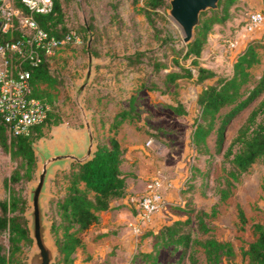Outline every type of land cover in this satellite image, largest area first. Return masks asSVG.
<instances>
[{
    "label": "rangeland",
    "instance_id": "1",
    "mask_svg": "<svg viewBox=\"0 0 264 264\" xmlns=\"http://www.w3.org/2000/svg\"><path fill=\"white\" fill-rule=\"evenodd\" d=\"M258 3L263 6L260 0H238L231 7L230 19L222 24L216 23L226 26V35L214 53L206 58L201 57L203 65L213 68L219 74H230L239 53L245 49L248 42L253 39L264 42V26L253 33L244 29L249 11L258 7ZM139 5L142 6L143 2ZM169 7L170 5L160 9L159 13L154 15L156 30L132 0L64 1L65 22L68 27L79 29L84 41L79 45L67 44L56 55L52 70L58 83L51 90L55 100L54 111L61 116L62 121L45 126L44 135L36 139L35 143L40 144L43 140L54 142L65 134L78 133L85 129L76 96L80 84L86 79L91 51L93 72L82 92V101L90 114L97 143L109 141L110 136L117 132L112 127L113 118L119 110L128 107L133 99L136 115L132 120L121 124L117 136L126 149L125 154H129L125 160V172L139 179V192L142 193L153 178H159L163 182L162 190L167 204L155 217L164 219L166 223L177 217L184 218L190 214L194 216L196 212L192 211V208L203 207L209 212L215 208L217 212L209 218L214 226V233L220 238L231 240L236 251L233 256H225L221 264H248L243 258L242 248L255 237L253 222L264 220V158L257 160L235 181L233 195L228 199L220 200L215 185L223 174L224 152L253 106L231 123L222 151L216 149L217 134L210 135L209 145L214 158L207 164L205 155L199 154L194 147L192 132L199 112L198 94L206 84L214 80L208 79L205 83L196 84L192 79H179L176 84H169V91L142 87L143 84L149 85L155 80L165 88L166 69L155 72L151 59L155 56L163 59L165 50L169 53L173 45L179 47L185 44L181 28L168 13ZM233 20V24L229 23ZM91 21L95 24L94 29L88 27ZM228 23L231 25L228 26ZM216 24L213 25L211 33L215 31ZM84 27H87V30ZM231 37L240 39L239 47H230L228 39ZM166 40L167 43H164ZM138 50L147 51L144 63H129L125 56ZM260 53L261 62L253 69L254 79L251 86L257 82L264 70V47L260 49ZM190 62L191 59L182 61L186 65H190ZM180 102L187 110L184 114H179L169 107L170 104ZM257 102L259 100L253 105ZM228 109L229 107H225L222 113ZM149 138H152L153 142L147 146L146 141ZM15 165V160L0 147V198L6 193L3 180ZM226 165L229 166V163ZM38 166L37 162L33 178L27 182L25 212L30 207L29 184L36 179ZM70 168L71 166L56 170L47 202L48 218L52 221L51 234L56 243L53 225L61 221L57 201L64 194L63 182L66 181ZM199 168L206 169V174L202 175ZM240 207L245 213L246 221L240 217ZM26 219L28 224V218ZM126 226L130 230V224L126 223ZM88 231L84 237L89 234ZM130 232L129 242L119 250L114 247L111 254L104 257V263L100 264H144L141 254L146 248L152 247L153 237L148 236L150 239H146L144 234L148 232L147 228L138 235H134L132 230ZM1 238L7 241L5 236ZM32 247L33 239L30 245L26 244L23 250L17 253V264L27 262ZM181 252L182 250L176 251L173 247L163 248L159 255V264H190L188 260L179 259ZM59 256L58 246L56 260L52 264L58 262ZM74 256L75 264H99L83 254ZM201 257L202 264H206L203 254Z\"/></svg>",
    "mask_w": 264,
    "mask_h": 264
},
{
    "label": "trees",
    "instance_id": "2",
    "mask_svg": "<svg viewBox=\"0 0 264 264\" xmlns=\"http://www.w3.org/2000/svg\"><path fill=\"white\" fill-rule=\"evenodd\" d=\"M64 1L54 0V8L50 13L36 14L42 27L57 36H62L70 28L65 22ZM237 1L220 0L219 8L203 11L201 22L189 43L179 47L173 45L169 53L165 50L163 59L152 57L151 65L155 72L166 69L165 88L155 80L142 86L169 91V84H176L179 79H192L196 84L205 83L208 79L214 80L206 84L198 94L199 112L192 132L194 147L199 154L205 155L207 164L214 158L209 145L210 135L217 134L216 149L222 151L231 123L253 106L224 152L223 174L215 185L222 201L233 195L235 181L257 160L264 158V70L257 82L251 86L254 79L253 69L261 62L260 49L264 47V42L257 39L248 42L245 49L239 53L230 74H219L213 68L202 64V52L213 25L230 19L231 7ZM132 2L156 30L154 15L170 5L169 0ZM140 2H143L142 6L139 5ZM262 2L264 4V0ZM15 4L21 6L19 0H16ZM94 26L91 21L89 28L94 29ZM84 29L87 30V27ZM24 33L25 29L19 25L16 18L7 34L0 33V41L12 37L19 38ZM164 43H167V40ZM56 55H44L37 66L25 63V67L32 72L34 96L49 105L46 119L35 125L30 134L16 135L0 113V147L16 162L12 172L3 180L6 193L0 198V264H17V253L32 242L24 212L27 207V182L33 178L38 160L33 143L44 135L45 126L62 121L61 116L54 111L55 100L51 90L58 83L52 70ZM146 55V50H138L127 54L125 58L132 64L144 63ZM183 59H191L190 65L182 63ZM16 60V56H13L12 62L15 63ZM257 100L259 102L253 105ZM130 102L128 107L119 110L113 118L112 127L117 132L121 124L132 120L136 115L133 99ZM169 107L179 114L187 111L181 102L170 104ZM225 107L229 109L222 113ZM117 132L110 136L109 141L98 143L91 160L83 164L73 163L66 175V181L63 182L64 194L57 201L61 221L53 225L60 251L56 264H75L74 253L84 246L85 232L98 222L99 212L112 208V200L124 195L126 191L129 173L121 168L126 160V149ZM227 162L229 166L226 165ZM199 171L202 175L206 174V169L199 168ZM192 211L196 212L194 216L190 214L184 218L177 217L164 223L157 231L148 230L144 234L146 237H153L152 247L142 251L141 259L144 264H159L160 252L167 247H173L176 251L182 250L179 259L188 260L190 264H202L201 254L204 255L206 264H221L225 256L235 255L233 242L214 233V226L209 218L217 212L216 209L209 212L201 207L192 208ZM239 213L246 221L241 207ZM252 229L255 237L242 248L243 258L248 264H264V220L253 222ZM1 236H5L7 241Z\"/></svg>",
    "mask_w": 264,
    "mask_h": 264
},
{
    "label": "built area",
    "instance_id": "3",
    "mask_svg": "<svg viewBox=\"0 0 264 264\" xmlns=\"http://www.w3.org/2000/svg\"><path fill=\"white\" fill-rule=\"evenodd\" d=\"M0 0V33L7 34L17 18L25 29L22 37L0 41V113L16 135L30 134L32 128L48 116L49 105L34 96L31 83L32 72L25 63L37 66L44 55L57 54L67 44H82L83 34L70 27L62 36L51 34L36 18L37 13H50L54 0ZM264 26V8L250 10L244 29L253 33ZM232 49L239 47L240 39H228ZM16 56L15 63L12 57ZM152 138L146 141L150 146ZM163 182L153 178L142 193L132 194L130 203L137 208V218L130 223L134 234H141L150 227L155 214L165 208L167 202L163 193Z\"/></svg>",
    "mask_w": 264,
    "mask_h": 264
},
{
    "label": "water",
    "instance_id": "4",
    "mask_svg": "<svg viewBox=\"0 0 264 264\" xmlns=\"http://www.w3.org/2000/svg\"><path fill=\"white\" fill-rule=\"evenodd\" d=\"M219 2L220 0H170L168 13L181 28L185 44L193 39L196 27L201 22V13L205 10L218 8ZM1 23L0 19V26ZM90 43L91 39L88 47H90ZM89 61L86 79L80 84L76 96L85 129L82 132L65 134L54 142L43 140L40 144L33 143L39 166L36 179L29 184L30 207L25 212L30 236L33 239V247L27 262L22 264H52L55 262L58 245L52 237V221L49 220L47 214L52 177L58 168L70 167L74 162L82 164L88 162L94 157L98 148L90 114L82 101V92L93 72L91 51H89Z\"/></svg>",
    "mask_w": 264,
    "mask_h": 264
},
{
    "label": "crops",
    "instance_id": "5",
    "mask_svg": "<svg viewBox=\"0 0 264 264\" xmlns=\"http://www.w3.org/2000/svg\"><path fill=\"white\" fill-rule=\"evenodd\" d=\"M248 3L251 5V2L248 1ZM262 8H264V4L261 6V4L258 3V7L256 6V8H252V10ZM229 23L233 24L234 20L232 22L229 21ZM229 23L228 26L231 25ZM220 26V24H216L215 31L208 36V42L202 52L203 58H206L207 55L214 53L216 48L220 47L221 40H224L226 35V26ZM223 29H225V31ZM223 47L220 49L223 50ZM125 155L126 158L129 157L128 153ZM125 162L126 161H124L121 165V168L124 172L126 171L124 168ZM139 190H141L139 179L133 175H129L127 177V187L124 195L116 197L112 200V204L114 205L112 208L99 212L98 222L89 229V234L85 235L84 237V246L79 247L74 255L83 254L84 257H89L92 262H99L100 264L104 263V259L108 254H111V252L114 250V247L118 250L123 248L124 244L128 243L129 238L131 237V228L129 230V227L126 226V223L130 224L131 222H134L138 213L137 208L132 203H130L129 197L132 194L140 193ZM164 223L165 220L158 218L157 216L153 219L152 224L147 228V230L157 231ZM90 236L92 237L90 238ZM148 238L150 239V237ZM150 248L151 247H148L146 250H149Z\"/></svg>",
    "mask_w": 264,
    "mask_h": 264
}]
</instances>
